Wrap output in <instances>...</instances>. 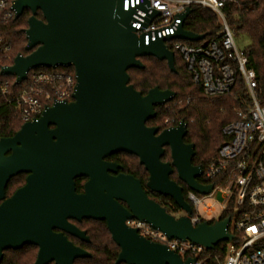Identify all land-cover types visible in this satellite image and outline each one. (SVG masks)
Masks as SVG:
<instances>
[{
    "label": "water",
    "instance_id": "95a60500",
    "mask_svg": "<svg viewBox=\"0 0 264 264\" xmlns=\"http://www.w3.org/2000/svg\"><path fill=\"white\" fill-rule=\"evenodd\" d=\"M123 0H13L14 17L29 10L26 55L17 54L1 73L24 81L36 68L71 66L75 74L72 100L45 106L36 119L23 122L11 137L0 138V259L6 250L23 245L37 247L33 264H74L89 253L67 239H89L69 219L104 222L119 247L114 264H189L164 244L138 234L125 220L137 219L167 238L189 240L212 248L232 238L226 230L229 217L192 226L187 215L175 217L147 197L140 181L116 173L119 165L104 160L116 152L135 155L148 173L146 187L167 195L189 214L177 178L202 195L212 184L197 180L201 167L191 163L192 143H185L186 125L180 121L161 131L145 123L154 107L174 96L168 89L150 88L145 94L129 83L128 70L142 68L140 57L165 60L174 71V53L165 45L173 38L196 41L203 34L183 29L144 43L131 25L132 10ZM40 11L42 19L36 17ZM158 12L153 11L151 16ZM52 125V128L49 126ZM167 146L170 161L160 158ZM26 173V182L3 199L7 181ZM86 177L83 192L74 187L76 177ZM119 201L124 202L123 206Z\"/></svg>",
    "mask_w": 264,
    "mask_h": 264
},
{
    "label": "built area",
    "instance_id": "2783aa9c",
    "mask_svg": "<svg viewBox=\"0 0 264 264\" xmlns=\"http://www.w3.org/2000/svg\"><path fill=\"white\" fill-rule=\"evenodd\" d=\"M225 3V0H123L122 6L124 10H132L131 25L137 36H143L145 44L173 34L182 21L181 14L187 8L191 11L192 6L206 9L216 18L219 29L215 35H204L196 41L173 38L164 43L181 56L204 96H230L234 100L235 118L222 126L224 140L216 156L201 168L199 177L204 180L201 183L212 184V188L205 195L188 188L185 200L191 212L182 214L188 216L192 226L203 221L212 224L223 219L222 211L231 205L226 230L232 238L207 248L186 239L167 238L141 220L132 218L125 220V224L146 239L164 244L182 260L191 259L189 264H264V80H259L248 66L245 49L237 47L224 13ZM0 10L4 21L14 16L12 1L0 0ZM153 11L158 13L151 16ZM189 14L182 21L183 29ZM30 72L29 80L14 97L15 110L22 122L40 116L44 107L55 101H70L76 83L75 74L54 68L40 67ZM0 88L2 93L7 92L6 83ZM188 103V98L175 102L179 107ZM172 122L165 120L166 128L180 121L175 125ZM215 191L222 196L220 215L217 219H206L202 213L211 215L214 211L206 197ZM221 242L224 247L219 257L217 244Z\"/></svg>",
    "mask_w": 264,
    "mask_h": 264
},
{
    "label": "trees",
    "instance_id": "16d2710c",
    "mask_svg": "<svg viewBox=\"0 0 264 264\" xmlns=\"http://www.w3.org/2000/svg\"><path fill=\"white\" fill-rule=\"evenodd\" d=\"M11 2L13 0H6ZM224 13L226 20L233 32H244L250 38V44L245 48L248 66L251 67L259 80H264V0H225ZM0 10V70L2 67L11 65L17 54L26 55L31 50H25L26 36L24 29L27 28L29 10L15 18L4 21ZM36 17L42 19L40 11ZM184 28L197 34L210 37L216 34L219 25L214 14L198 6H192L190 14L184 22ZM142 68H131L129 83L135 90L145 94L150 88L157 87L160 90H171L174 92L173 99L167 103L154 107L155 115L146 121L148 126H156L158 130L166 128L165 120L172 119L171 125L183 121L186 125V134L183 138L185 143H192L194 154L191 159L193 165L204 168L217 154L224 137L221 133L222 126L235 118L232 110L234 100L230 96L209 98L202 94L199 85L191 79L190 72L181 56L174 52V71H171L165 60L155 57H140ZM51 68H47L50 70ZM54 70L74 74L71 66H57ZM16 83L14 78L0 73V87L7 84V92L2 93L0 88V138L12 136L22 125V121L15 110L14 97L27 83L30 77ZM189 99V103L179 107L175 102L181 99ZM118 161L123 166L125 173L132 174L138 178L145 189L147 196L164 207L169 214L175 215L180 209L172 198L167 195L148 190L145 186L148 174L144 167L138 163L135 155L118 153ZM162 161L170 160V152L165 148L161 158ZM22 174L12 177L6 186V192L12 190L19 181ZM170 179L178 181L176 174L169 176ZM83 178L75 180L77 191L82 189ZM203 182L202 177H198ZM15 184V185H14ZM188 187L182 184V194L186 198ZM231 205H228L221 213V218L231 214ZM77 227L84 230L88 241H81L75 237L67 238L76 246L81 247L89 253V256L76 258L74 264H114L119 247L112 240L111 235L104 222L94 219H82L75 222ZM219 257H222L224 242L217 244ZM35 246H22L15 250L3 252L0 264H33L36 258ZM124 264V263H119Z\"/></svg>",
    "mask_w": 264,
    "mask_h": 264
},
{
    "label": "flooded vegetation",
    "instance_id": "af4514ba",
    "mask_svg": "<svg viewBox=\"0 0 264 264\" xmlns=\"http://www.w3.org/2000/svg\"><path fill=\"white\" fill-rule=\"evenodd\" d=\"M72 100V99H71ZM70 100V101H71ZM67 102H69V101H67ZM39 117V116H38ZM38 117H36V118H38ZM35 118V119H36ZM146 124V123H145ZM148 126V125H147ZM53 126L52 125H50L49 126V128H52ZM14 135V134H13ZM12 135V136H13ZM11 137V136H10ZM2 138V137H1ZM184 138V137H183ZM165 148H168L167 146H165L164 147V150H165ZM169 149V148H168ZM118 153H124V152H116V153H112V154H110L109 156H107L106 158H104V160H106V161H109V162H115L116 164H118L119 165V168L117 169V171H116V173L115 174H117V173H124V174H129V173H125L124 171H123V166H122V164L118 161V159H119V154ZM170 161V160H169ZM138 163H139V160H138ZM143 166V165H142ZM147 172V171H146ZM176 174V171L173 169V171L171 172V174L170 175H173V174ZM20 174H22L21 175V177H23V178H19V181L21 180V179H23L22 180V182L21 183H17L16 182V185L12 188V190L11 191H9V193H7L6 192V186H7V183H8V181L12 178V177H15V176H17V175H20ZM148 174V173H147ZM130 175H132V174H130ZM26 176H27V174L26 173H23V172H21V173H18V174H16V175H14V176H12L8 181H7V183H6V185H5V188H4V196H3V199H6V198H9L13 193H14V191L15 190H17L18 188H20L21 186H23L24 184H25V182H26ZM133 176V175H132ZM134 177V176H133ZM176 177H177V174H176ZM77 178H83V180H82V189H81V191H77L76 190V186H75V180L77 179ZM136 178V177H135ZM148 178V177H147ZM138 179V178H137ZM178 179V178H177ZM87 180V178L86 177H83V176H81V177H76L75 179H74V187H75V191L77 192V193H81V192H83V184L85 183V181ZM139 180V179H138ZM172 180H174V179H172ZM140 181V180H139ZM180 187H181V191H182V184H185V183H183L182 181H180L179 179H178V181H176V180H174ZM141 183V182H140ZM141 186H142V184H141ZM146 186V185H145ZM142 188H143V186H142ZM144 189V188H143ZM149 190V189H148ZM144 191H145V189H144ZM145 193H146V191H145ZM146 195H147V193H146ZM148 197V196H147ZM152 199V198H151ZM155 201V200H154ZM1 202V201H0ZM123 206H125V204H124V202H122V201H119ZM182 211V210H181ZM73 224H75V222H77V221H75V220H72V219H69ZM76 225V224H75ZM77 226V225H76ZM67 236H71V235H69V234H66V237ZM71 237H73V236H71ZM68 239V238H67ZM24 246V245H23ZM26 246H34V245H26ZM36 247V246H35ZM36 249H37V247H36ZM36 253H37V251H36Z\"/></svg>",
    "mask_w": 264,
    "mask_h": 264
},
{
    "label": "rangeland",
    "instance_id": "374dc122",
    "mask_svg": "<svg viewBox=\"0 0 264 264\" xmlns=\"http://www.w3.org/2000/svg\"><path fill=\"white\" fill-rule=\"evenodd\" d=\"M234 39H235L237 47L240 49H245L250 44V38L244 32H235ZM206 201L213 204L214 211L211 215H205L201 212L203 217L206 219H211V218L217 219L220 215L219 206H220V202L222 201L221 193L218 191L213 192L210 196L206 197ZM182 214H184V212L179 210L174 216L178 217Z\"/></svg>",
    "mask_w": 264,
    "mask_h": 264
}]
</instances>
